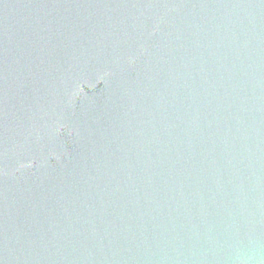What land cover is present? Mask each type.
<instances>
[{
  "label": "water",
  "instance_id": "obj_1",
  "mask_svg": "<svg viewBox=\"0 0 264 264\" xmlns=\"http://www.w3.org/2000/svg\"><path fill=\"white\" fill-rule=\"evenodd\" d=\"M0 264H264V0H0Z\"/></svg>",
  "mask_w": 264,
  "mask_h": 264
}]
</instances>
